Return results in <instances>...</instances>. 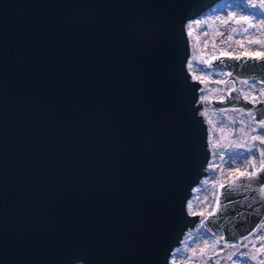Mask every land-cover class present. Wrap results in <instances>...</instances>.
<instances>
[{
  "label": "water",
  "instance_id": "water-1",
  "mask_svg": "<svg viewBox=\"0 0 264 264\" xmlns=\"http://www.w3.org/2000/svg\"><path fill=\"white\" fill-rule=\"evenodd\" d=\"M220 1L0 0V264H170L198 222L224 247L264 226V162L187 209L211 158L187 23ZM215 57L212 105L264 122L239 87L264 61Z\"/></svg>",
  "mask_w": 264,
  "mask_h": 264
},
{
  "label": "rangeland",
  "instance_id": "rangeland-1",
  "mask_svg": "<svg viewBox=\"0 0 264 264\" xmlns=\"http://www.w3.org/2000/svg\"><path fill=\"white\" fill-rule=\"evenodd\" d=\"M253 3L264 4V0H222L187 23L191 48L187 67L192 78L201 83L199 99L204 106L200 113L208 126L211 151L208 175L193 189L187 204L191 215L204 213L205 217L214 205L220 184L241 172L251 173L264 162V125L255 122L252 113L220 110L212 105V100L222 99L235 84L227 71L208 63L221 53H264V8H253ZM245 16L249 20L245 21ZM257 40L261 43H254ZM239 87L252 102L264 99L260 82L241 81ZM245 245L232 243L224 247L222 231L209 234L198 222L172 251L170 264H264V226L247 238Z\"/></svg>",
  "mask_w": 264,
  "mask_h": 264
},
{
  "label": "snow or ice",
  "instance_id": "snow-or-ice-1",
  "mask_svg": "<svg viewBox=\"0 0 264 264\" xmlns=\"http://www.w3.org/2000/svg\"><path fill=\"white\" fill-rule=\"evenodd\" d=\"M253 8H256V7H260V8H264V4H260V5H257V4H255V3H253L252 5H251ZM243 19L245 20V21H247V20H249V18L247 17V16H245V17H243ZM197 23H199V21H197ZM189 27H191V26H189ZM245 31H247V29H245ZM254 43H257V44H259V43H261L260 41H254ZM221 55L222 56H227L228 54L227 53H221ZM245 57H250V58H252V59H254V60H258V61H264V53H259V52H257V53H252V54H250V53H244L243 54ZM233 59H235V60H240L241 59V57H239V56H237V57H232ZM218 59V57H212V60H217ZM208 63L209 64H211V61H208ZM192 65H189V67H191ZM229 75H231V74H229ZM196 79H200L199 77H196ZM245 83H247V81H245ZM245 99H247V97H245ZM262 123V125H264V122H261ZM254 139H256V138H254ZM261 155H264V153H262ZM262 170H264V169H262ZM237 172H239V170L237 169ZM239 175L240 176H245V175H247L250 179H256L257 177H258V173H239ZM222 188L224 187L223 185L221 186ZM189 207H191V205H189ZM220 207V202H219V200H217V208H219ZM199 215H201V216H203L204 215V213H199ZM245 247H246V245H245ZM262 251H264V249H262Z\"/></svg>",
  "mask_w": 264,
  "mask_h": 264
},
{
  "label": "bare ground",
  "instance_id": "bare-ground-1",
  "mask_svg": "<svg viewBox=\"0 0 264 264\" xmlns=\"http://www.w3.org/2000/svg\"><path fill=\"white\" fill-rule=\"evenodd\" d=\"M251 101V100H250ZM241 110V109H240ZM243 111V110H242ZM204 117V116H203ZM75 150H77V149H75ZM80 151V150H79ZM85 152V151H84ZM88 152V151H87ZM88 154V153H87ZM82 156H84V155H82ZM86 156V155H85ZM81 157V156H80ZM87 158V157H86ZM86 158H85V160H86ZM76 159H78V158H76ZM81 160V159H80Z\"/></svg>",
  "mask_w": 264,
  "mask_h": 264
},
{
  "label": "flooded vegetation",
  "instance_id": "flooded-vegetation-1",
  "mask_svg": "<svg viewBox=\"0 0 264 264\" xmlns=\"http://www.w3.org/2000/svg\"><path fill=\"white\" fill-rule=\"evenodd\" d=\"M224 94V93H223Z\"/></svg>",
  "mask_w": 264,
  "mask_h": 264
}]
</instances>
